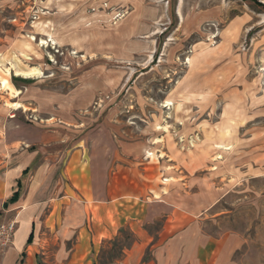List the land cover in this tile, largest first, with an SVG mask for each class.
I'll list each match as a JSON object with an SVG mask.
<instances>
[{"label":"rangeland","instance_id":"rangeland-1","mask_svg":"<svg viewBox=\"0 0 264 264\" xmlns=\"http://www.w3.org/2000/svg\"><path fill=\"white\" fill-rule=\"evenodd\" d=\"M9 119L11 140L74 176L77 211L116 226L80 188L92 169L110 195L202 189L204 230L241 238L236 264H264V0H0V132ZM134 240L120 229L99 258Z\"/></svg>","mask_w":264,"mask_h":264},{"label":"crops","instance_id":"crops-1","mask_svg":"<svg viewBox=\"0 0 264 264\" xmlns=\"http://www.w3.org/2000/svg\"><path fill=\"white\" fill-rule=\"evenodd\" d=\"M12 124L11 119L2 122L4 133L0 132V215L13 216L16 227L12 243L0 251V264H98L102 243L124 228L135 240L112 264H236L232 257L242 240L234 234L215 236L204 230L205 212L213 206L202 189L162 192L152 199H137L127 191L110 195L106 185L96 188L108 180L92 169L80 188L95 209L114 211L116 226L109 227L104 212L99 214L101 222L95 219L97 212L86 211L85 205L78 211L71 205L74 176L67 169L59 175L57 162L43 161L41 150H30L33 137L11 140L7 132ZM53 138L40 130L37 141L46 145ZM17 192L16 201L10 202ZM76 213L81 222L74 221ZM158 217L164 220L152 236L146 226Z\"/></svg>","mask_w":264,"mask_h":264},{"label":"built area","instance_id":"built-area-1","mask_svg":"<svg viewBox=\"0 0 264 264\" xmlns=\"http://www.w3.org/2000/svg\"><path fill=\"white\" fill-rule=\"evenodd\" d=\"M16 223L14 219L0 222V251L5 250L12 243Z\"/></svg>","mask_w":264,"mask_h":264},{"label":"trees","instance_id":"trees-1","mask_svg":"<svg viewBox=\"0 0 264 264\" xmlns=\"http://www.w3.org/2000/svg\"><path fill=\"white\" fill-rule=\"evenodd\" d=\"M12 81H21V82H23V83H30V81L29 80H26V79H19V78H12ZM18 198V192L17 193H14L13 194V196L10 198V202H14V201H16V199ZM31 242V236H30V238L28 239V243H30ZM115 244H113L112 243V246H114ZM119 250H120V252H122V250H123V248H119ZM114 260H116L115 259V257H112V256H109V259H108V261H105V260H102L101 261V259L99 258V260H98V264H112L113 262H114ZM101 261V262H100Z\"/></svg>","mask_w":264,"mask_h":264},{"label":"bare ground","instance_id":"bare-ground-1","mask_svg":"<svg viewBox=\"0 0 264 264\" xmlns=\"http://www.w3.org/2000/svg\"><path fill=\"white\" fill-rule=\"evenodd\" d=\"M41 44H44V41H42ZM6 70L9 71V69H6ZM35 73L36 72H33L32 74H35ZM32 74L31 73H23V72L14 70V75H16V76L30 77V76H32ZM16 94L19 95V92L16 91ZM13 107L15 108V110L20 108V106L17 104H13ZM147 155H149V152H147Z\"/></svg>","mask_w":264,"mask_h":264}]
</instances>
